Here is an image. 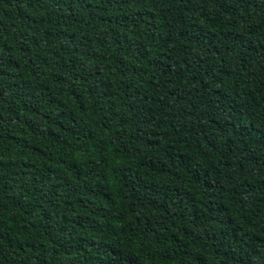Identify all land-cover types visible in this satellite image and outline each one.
I'll return each instance as SVG.
<instances>
[{
  "label": "trees",
  "instance_id": "trees-1",
  "mask_svg": "<svg viewBox=\"0 0 264 264\" xmlns=\"http://www.w3.org/2000/svg\"><path fill=\"white\" fill-rule=\"evenodd\" d=\"M0 264H264V0H0Z\"/></svg>",
  "mask_w": 264,
  "mask_h": 264
}]
</instances>
